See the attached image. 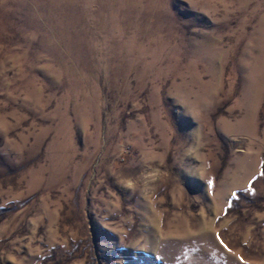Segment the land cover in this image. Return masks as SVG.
<instances>
[{
  "label": "rangeland",
  "instance_id": "rangeland-1",
  "mask_svg": "<svg viewBox=\"0 0 264 264\" xmlns=\"http://www.w3.org/2000/svg\"><path fill=\"white\" fill-rule=\"evenodd\" d=\"M0 264H264V0H0Z\"/></svg>",
  "mask_w": 264,
  "mask_h": 264
}]
</instances>
